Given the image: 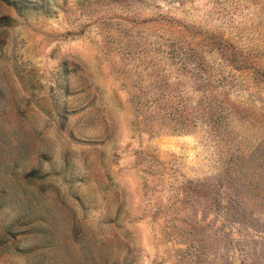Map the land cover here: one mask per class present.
Here are the masks:
<instances>
[{
	"label": "rangeland",
	"instance_id": "374dc122",
	"mask_svg": "<svg viewBox=\"0 0 264 264\" xmlns=\"http://www.w3.org/2000/svg\"><path fill=\"white\" fill-rule=\"evenodd\" d=\"M0 264H264V0H0Z\"/></svg>",
	"mask_w": 264,
	"mask_h": 264
},
{
	"label": "trees",
	"instance_id": "16d2710c",
	"mask_svg": "<svg viewBox=\"0 0 264 264\" xmlns=\"http://www.w3.org/2000/svg\"><path fill=\"white\" fill-rule=\"evenodd\" d=\"M183 62V61H182ZM187 65L183 63L182 69H179L178 74H182L183 70H186ZM200 67L195 68L191 71L188 81L186 79H178L177 81H167L166 75H162L158 84L159 94L153 101L156 104L155 111L161 113L163 121L173 122L174 128H179L181 126L183 129L187 130L190 127L197 125L199 119L209 121L213 126L220 121L221 117L219 113L221 112L217 108L216 99L214 96L208 95L205 98L198 99L195 101L194 105L190 109V99L188 97H183L186 87H191L193 90L205 91L208 89L206 80L207 77H212V75H204ZM174 90L177 93L171 94ZM178 99V100H177ZM217 111L219 113H217Z\"/></svg>",
	"mask_w": 264,
	"mask_h": 264
}]
</instances>
